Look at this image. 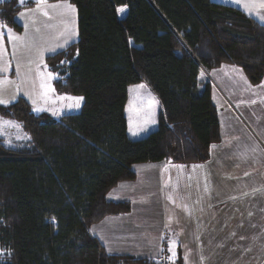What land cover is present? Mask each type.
<instances>
[{"label":"trees","instance_id":"trees-1","mask_svg":"<svg viewBox=\"0 0 264 264\" xmlns=\"http://www.w3.org/2000/svg\"><path fill=\"white\" fill-rule=\"evenodd\" d=\"M69 1L78 12V40L46 64L60 75L58 91L82 96L80 110L56 118L34 113L24 97L0 104V116L29 135L21 147L0 138V264H158L108 253L90 228L130 210L107 194L135 178L134 164L210 158L221 130L202 71L237 64L261 83L264 25L213 0ZM34 3L0 0L1 19L21 30L15 15ZM141 82L160 107L157 127L134 138L126 106L129 87Z\"/></svg>","mask_w":264,"mask_h":264},{"label":"crops","instance_id":"crops-1","mask_svg":"<svg viewBox=\"0 0 264 264\" xmlns=\"http://www.w3.org/2000/svg\"><path fill=\"white\" fill-rule=\"evenodd\" d=\"M213 1L238 7L264 25V0ZM38 4L39 0H35L33 5L24 6L16 13L15 21L22 26L21 30L7 25L0 15V81L3 82L0 84V99L6 101L4 104L15 102L20 97L30 102L33 98H43L47 89L42 87V74L51 72L46 69V57L78 40V12L74 4L69 0H44ZM69 5L74 11L68 9ZM8 30H11L10 34ZM205 71V78L210 79L211 71L219 81L230 79L238 72L239 80L247 86V91L261 95L257 98L262 100L261 105L255 109L261 108L263 114L260 119L264 121V79L255 85L242 66L232 63H223L218 68ZM50 76L49 87L54 88L53 74ZM232 86L228 84L230 90ZM130 89L126 106L128 130L132 137L140 138L157 127L159 109L150 129L146 133L136 130L134 135L128 114ZM138 90L142 91L143 87ZM216 96V88L212 86V100L218 108ZM219 122L221 140L211 145L210 158L206 162L179 164L162 160L136 163L133 166L135 178L121 181L109 191L108 199L128 201L131 208L125 213L109 215L91 226V234L108 253L130 254L154 261L167 258V262L172 264H201V248L211 243V230L215 228V241H224L221 234L224 225L229 227L228 232L230 230V237H233L228 248L245 245L264 247V172L257 171L250 185H245L246 190L256 192L257 198L252 202L240 204L236 201L237 188L234 190L232 186L229 194L218 190L221 180L219 168H229L232 174L239 160H244L236 159L232 148L229 155H224L225 159H216L215 154L228 135L220 117ZM262 126L259 135L264 139V122ZM254 143L258 144L256 140ZM197 184L201 185V194L193 191ZM223 254H204L205 264H219Z\"/></svg>","mask_w":264,"mask_h":264},{"label":"rangeland","instance_id":"rangeland-1","mask_svg":"<svg viewBox=\"0 0 264 264\" xmlns=\"http://www.w3.org/2000/svg\"><path fill=\"white\" fill-rule=\"evenodd\" d=\"M27 1L25 0L23 4L27 3ZM46 67L47 70L51 71L42 74V81L47 86L44 88L47 91L43 98H33L34 100L30 102L33 112L36 114L48 112L56 118H60L68 113L78 112L83 104L82 96L60 92L56 87H49L48 82L51 83L49 78L52 77L49 74H53V81L60 75L51 70L47 64ZM205 74L206 71L203 70V77H205ZM209 74V80L217 91L216 99L219 117L224 121L225 132H228V135L224 138L223 146L215 154L216 159H225L224 155H229L231 148L236 159L244 158V160H239L238 167L232 170V174L229 168H219L221 180L219 181L218 190L220 189L222 194H229L230 187L232 186L234 190L237 188L236 194L238 197L236 201L240 204H245L246 201L252 202L254 198H257L255 197L256 192L253 193L249 189L246 190L245 185L247 183L250 185L253 175L257 171L264 172V139L259 135L260 130L263 129L262 124L264 121L262 122L260 119L263 113L261 108L255 109L257 105H261L262 100L257 99L261 95L247 91V86L243 85L239 80L240 75H238V72L234 74V77L223 81H219L211 71ZM229 83L234 85L231 87V90H235V92L229 89ZM130 87L131 95L128 114L130 116L131 130L134 131L133 133H137V131L139 133H146L156 119V110L159 109L160 104L146 84L140 83ZM141 87H143V90L139 91L138 89ZM71 98L82 99L74 100ZM76 103L79 104V107L74 106ZM148 133L140 138L146 136ZM0 138L8 147H21L29 141V135L17 120L3 116H0ZM254 140L258 142L257 145L254 143ZM253 157L254 160H252ZM199 174L201 176V172ZM231 179L234 180L232 181L233 185L230 183ZM193 191L201 194V185L197 184L196 189ZM228 228L227 225H224L223 230L221 229L222 237H224V241L221 242L215 241V228L211 230V243L206 244L205 248H201V264H205L204 254L210 253L212 255L214 252H217L218 255L224 252L223 256L219 258L221 260V262L219 260V264H264V247L260 246V248H256V245H245L244 247L238 246L234 249L228 248L230 238L233 239V237H230V230L228 232ZM242 252L244 253L242 254ZM3 256L4 252L0 249V258ZM159 261L160 263L158 264H172L167 262V258Z\"/></svg>","mask_w":264,"mask_h":264},{"label":"snow or ice","instance_id":"snow-or-ice-1","mask_svg":"<svg viewBox=\"0 0 264 264\" xmlns=\"http://www.w3.org/2000/svg\"><path fill=\"white\" fill-rule=\"evenodd\" d=\"M19 2H20L21 4H23V3L25 2V0H19ZM43 2H44V0H39V4H42ZM39 4H38V6H39ZM68 9H69L70 11H74V9H72L71 5L68 6ZM118 11L123 12L124 9L121 8V9H119ZM22 15H23V13H22ZM45 15H47V13H45ZM3 27H6V26H3ZM8 32H9V34H10L11 30H8ZM49 75H51V74H49ZM0 84H3V82L0 81ZM42 87H47V86H46V85H42ZM71 99L79 100V99H82V98H71ZM4 103H6V101L0 99V104H4ZM74 106H75V107H79V104L76 103ZM133 134L135 135V133H133ZM213 147H214V146H213ZM194 167H195V166H194Z\"/></svg>","mask_w":264,"mask_h":264}]
</instances>
